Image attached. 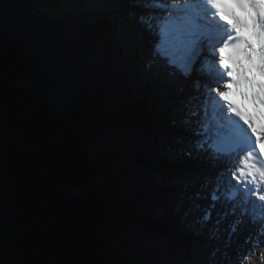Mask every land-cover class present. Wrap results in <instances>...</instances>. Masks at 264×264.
<instances>
[{"label": "trees", "instance_id": "obj_1", "mask_svg": "<svg viewBox=\"0 0 264 264\" xmlns=\"http://www.w3.org/2000/svg\"><path fill=\"white\" fill-rule=\"evenodd\" d=\"M2 9V20L9 15L17 22L9 38L0 25L2 263L176 264L180 247L157 241L147 245L137 227L146 224L119 211L133 208L140 187L132 205L131 198L124 205L117 198L116 178L76 197L63 195L76 186L89 187L118 167L121 148L144 151L152 138L161 141L163 135L152 111L134 110L124 50L95 38L112 31L108 18L92 24L89 16L72 13L53 20L40 13L36 0H0ZM93 44L103 54L98 65L85 59ZM27 45L42 55L27 56ZM42 69L54 78L52 86L21 84L24 76L32 81L45 77ZM108 114L129 122H102ZM65 131L67 138L58 141ZM153 170L146 183L154 192L156 174L165 180L174 166L164 159ZM162 183L171 193L170 185ZM168 196L160 194L154 204H167ZM113 197L118 212L107 210ZM133 237L142 239L139 245Z\"/></svg>", "mask_w": 264, "mask_h": 264}, {"label": "snow or ice", "instance_id": "obj_2", "mask_svg": "<svg viewBox=\"0 0 264 264\" xmlns=\"http://www.w3.org/2000/svg\"><path fill=\"white\" fill-rule=\"evenodd\" d=\"M134 3L151 37L146 67L182 94L180 151L204 163L179 181L176 208L194 235L223 238L227 264H264V0ZM245 223L256 231L232 249Z\"/></svg>", "mask_w": 264, "mask_h": 264}, {"label": "rangeland", "instance_id": "obj_3", "mask_svg": "<svg viewBox=\"0 0 264 264\" xmlns=\"http://www.w3.org/2000/svg\"><path fill=\"white\" fill-rule=\"evenodd\" d=\"M129 2H130V0H112V1L100 0L99 4L101 6L103 5L105 7V9L103 11H105V12L109 11L110 13L113 14L111 16H102V18L101 17L99 18V16H100L99 11H97V10L93 11L92 9L86 8V6H88V4H89V0H37L36 4L38 5L37 9L40 10V13L43 16L51 18L53 20H56L62 16H65V15H68L71 13H76V14H86V15L90 16V22L95 24V23H97V21L99 19H100L99 20V22H100L101 20L105 19L106 17L110 18L112 21L114 19V14H115V18H116V16H118L119 12L123 13V16H124L123 18H127L129 16V14H131V12H129L126 9H121V11L117 10V9L119 8L120 3L121 4L122 3L127 4ZM8 6H9L8 8H10L11 11L12 10L14 11V7H12L10 5H8ZM2 13H4L3 9L0 11L1 16H2ZM8 18H9L8 23H5L6 20H2V18H0V25L3 26V23H5L4 26L9 27V28L14 27V29H16L15 26L17 25V22H15L14 20H11L9 15H8ZM134 21H136V20H134ZM100 35L102 37V39H100L101 41H103L104 39L107 40L108 38H111V40H114V36L111 35V37H109V33L100 34ZM115 42H116V44L121 45L122 48L124 47L123 49L127 50L126 56H125V57H127V60H125V61L131 62L133 60L135 61V59H136V64L139 66L141 65V63L139 64V61H137L138 59L135 58V56H134V53L135 54L137 53L136 55H139L140 53L137 50H134V46H131V42L128 41V39L125 36H123V39L120 42H117V41H115ZM31 48H34V46H31ZM145 49H147V47ZM94 51H95V54L97 56L93 55L92 52H94ZM92 52H89L87 54L86 58L89 62L97 64L102 57L101 51L97 47L93 46ZM26 54H27V52H26ZM27 55H29V54H27ZM128 67H129V65L126 66V68H128ZM134 67L135 66L132 65L130 67L131 70H134ZM131 70H129V73H128V74H130L129 76L132 75ZM22 83L26 84L25 82H22ZM45 86H47V85H45ZM141 87H143V89H144L145 88L144 84H142ZM50 90H52V89H50ZM144 95L145 96H139V97L135 96V100H136L135 103H137V105L139 107H141V106L142 107H148V108L152 107L151 106L152 101L146 100L147 94H144ZM139 99H143V101H145V102H143V101L140 102ZM172 99H173V102L175 104L173 106V108H172V103L170 106L168 105V103L162 104V102H160L159 104H157V103L153 104V107L156 110V113L154 114L155 118L158 120V115H159L163 119V122H161V124H160L161 126L159 127V130L160 129L166 130V127H170L173 123V120H175V118H174L175 115H173V113H174L173 110L176 107L177 102H175L174 98H172ZM138 102H140V103H138ZM135 109H137V106H135ZM2 112H3V104H2V100L0 99V122H1ZM120 119H121L120 116L110 115V118L103 117V119H101V120H102V122H108L109 124L115 125L116 122L120 121ZM125 119H126V116H125ZM85 120H87V119L85 118ZM131 122H134V121H131ZM122 124H123V126L125 125V123L121 122V125ZM176 126H178V121H177ZM166 132H167V137L162 140V148H161L162 150L154 151L152 148H149L148 150L146 149L145 151L140 153L139 154L140 157H137V158H136V156H138L137 155L138 152H136V151H138V150H136L135 148H131V149L129 148L128 150H125V152L123 151L122 148H121V151L118 150L119 156L120 157L122 156L125 160L129 159L128 160L129 163L126 166H125V164H123L121 166V169L119 170V172L118 171L116 173L113 172V173L107 174L106 176L97 178V179H101L100 182L97 184L98 187L100 185H102L105 181H111L112 178H114V177L118 181L121 180L120 182L123 181V189H124V193L126 196L123 199L122 195L119 194V199L123 200L126 204L127 199H129L128 192L135 187V182L131 181L130 179H127V178H125L126 180H124L123 176L125 174H127L131 177V175L137 174L138 179H140L141 177L146 178V176L149 175V173H153V165L155 163H160L164 159L163 156H164V153L166 152V149H164V144L169 142V141H172V140L175 143L177 142L174 139L177 135L176 132L168 131V130H166ZM66 133H67V131L62 132L61 135H57V140L62 141L64 138H67V135L66 136L63 135ZM1 137H2V135H1V128H0V151H1ZM171 137H173V138H171ZM158 147H159V145H158ZM133 155L135 156V160L133 158ZM148 157H150V160ZM124 167H126L125 168L126 170H124ZM174 175L175 176L173 178H171V184L175 188V193H174V195H172L168 198L169 199L168 200L169 205L165 206V208L159 209V207L156 206L154 203L152 204L150 202L151 203L150 206L149 205L144 206L142 203L139 202V203H136L131 210H128L127 208H126L127 209L126 211L119 209L121 215H124L125 217L128 216L129 217L128 219L130 221H131L130 218H133L134 221H138L139 219H141L139 221H141V223L143 222L146 224L147 227L146 226L145 227H142V226L139 227V232H140V235L142 236V238H145L147 245L150 242H156L157 241V243L161 242V244L163 246H166L167 243H169V244L172 243L174 246H179L181 256L178 259H176V261H175L178 264H214V262H215V264L216 263L220 264L221 261L223 260L222 256L218 257L219 261H218V259L217 260L214 259V261L212 259V255H211L212 249L211 248L213 246L211 245L209 239L206 236H204L201 239H195L194 234L188 229L186 222L183 221V218H180V214L173 212V211H175V209L177 210L176 205H177V202L180 198V192L182 189V185L179 183V181L181 179H187L188 177L193 176L192 175V169L187 168L185 166H183V168H182V166L180 165V167L174 171ZM156 177L157 178H156L154 186L156 188H159L160 184H161L160 176L157 175ZM165 183L167 184L166 180H165ZM92 184L89 186L90 188H93ZM95 185H96V183H95ZM143 187H144V185H143ZM74 190H72V189L67 190V191H65V194H63V195L68 196L67 198H72V197H76L77 195L81 194L80 191L74 192ZM120 191H121V187L118 186V192L120 193ZM82 193H84V192H82ZM113 198L111 200L112 203L110 201V208L109 209L107 208V210H112V212H114V210H115V212H118L117 208L114 207V205H113ZM148 198H149V196H148ZM132 203L133 202H131V205H132ZM174 206H175V209H174ZM148 208H150V210ZM172 209H173V211H172ZM152 212H154V213L152 214ZM178 218H180V220L182 219L181 224L179 222L175 223V221H177ZM149 221H151V222H149ZM153 225H157L159 227V228L156 227L154 232L150 229V227ZM161 226H163V227H161ZM176 237H182V241L175 242L173 240V238H176ZM132 240H134V243L135 242L137 243V244H135V246L139 245L140 242L142 241L141 238H139L137 240L136 237L135 238L133 237ZM135 249H136V247H135ZM135 249H133V252L136 254ZM98 250H100V249L98 248ZM223 251L224 250H222V253H223ZM230 251H231V249H230ZM222 264H227V261L223 260Z\"/></svg>", "mask_w": 264, "mask_h": 264}, {"label": "bare ground", "instance_id": "obj_4", "mask_svg": "<svg viewBox=\"0 0 264 264\" xmlns=\"http://www.w3.org/2000/svg\"><path fill=\"white\" fill-rule=\"evenodd\" d=\"M109 1V0H108ZM110 1H112V0H110ZM128 5H130V4H128ZM86 8H88V9H92V8H96L98 11H102V10H104L105 9V7L102 5H100L99 4V2H91V0H89V4H88V6H86ZM131 11H133L134 12V10H132L131 9ZM137 21H134V20H132L130 23H128L127 21H126V23H125V25H126V27H131V33L132 34H135L136 35V37L137 38H139V44L141 45L140 47H141V49H142V51L144 52L145 51V48L147 47V45H148V39L145 37V36H143V37H141V32H142V29H141V27H140V25L138 24V23H136ZM146 35V34H145ZM140 48L138 47V50H139ZM145 54V53H144ZM152 88H156L157 89V86H152ZM172 98H174L175 99V102H180L179 100V98H177V96H173V97H171V98H169V100H171L172 102H173V99ZM173 104H174V102H173ZM99 119V118H98ZM102 121V120H101ZM158 126V125H157ZM158 131H159V129H158ZM176 139H180L181 141L182 140H184V141H186V139L184 138V136L183 135H180V134H178V135H176ZM186 143V142H185ZM139 157V156H138ZM150 160V159H149ZM100 181H98V182H96L97 184L99 183ZM74 192H79V190L78 189H75L74 190ZM121 210H123V209H121ZM134 222V221H133ZM154 227H155V229H156V227L157 228H159L157 225H153ZM161 227H163V226H161ZM246 233V236H249L250 234H251V230H250V228H246L245 229V231H244V233L243 234H245ZM218 259V258H217ZM216 259V260H217ZM223 261V260H222ZM256 263H258V258L256 259ZM217 264V263H216Z\"/></svg>", "mask_w": 264, "mask_h": 264}, {"label": "water", "instance_id": "obj_5", "mask_svg": "<svg viewBox=\"0 0 264 264\" xmlns=\"http://www.w3.org/2000/svg\"><path fill=\"white\" fill-rule=\"evenodd\" d=\"M20 80V79H19ZM20 82H21V80H20ZM21 84H23L22 82H21ZM24 85V84H23ZM81 127V126H80ZM90 187H87V188H84V187H80V186H76V187H74V188H72V190H74V189H78L81 193L82 192H85V191H87L88 189H89ZM71 190V189H70ZM1 261V260H0ZM3 264V263H2Z\"/></svg>", "mask_w": 264, "mask_h": 264}]
</instances>
